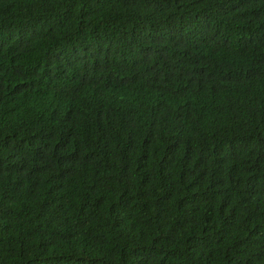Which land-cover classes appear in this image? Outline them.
<instances>
[{
	"label": "trees",
	"instance_id": "16d2710c",
	"mask_svg": "<svg viewBox=\"0 0 264 264\" xmlns=\"http://www.w3.org/2000/svg\"><path fill=\"white\" fill-rule=\"evenodd\" d=\"M0 264H264V0H0Z\"/></svg>",
	"mask_w": 264,
	"mask_h": 264
}]
</instances>
